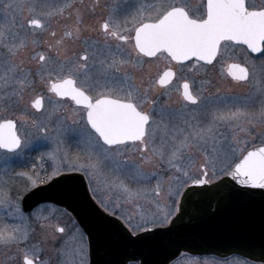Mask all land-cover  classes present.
<instances>
[{
	"label": "snow or ice",
	"instance_id": "obj_1",
	"mask_svg": "<svg viewBox=\"0 0 264 264\" xmlns=\"http://www.w3.org/2000/svg\"><path fill=\"white\" fill-rule=\"evenodd\" d=\"M4 7L12 11L14 5L8 3ZM37 7L38 5H33V9ZM200 7L203 9L202 12L199 9H191L189 0H167L165 3L141 6L129 20L119 21L110 17L102 23L101 30L106 39L111 38L124 43L129 41L126 33L134 31L132 39L136 49L137 65L142 64L141 57L159 58L161 55H166L169 64L175 62L181 67L184 62L193 59L196 64L200 62L212 64L219 55L224 54L222 49L226 52L228 47L234 44L246 45L251 52L260 53L264 57V2L202 0ZM62 12V8L42 12L40 14L42 18H30L28 26L45 30L48 20L53 15H61ZM127 24H132V29L126 27ZM78 34L77 25L75 28L65 30L54 44H49V49L56 51L55 56L34 51L33 58L39 64L38 74L46 82L48 91L59 98H69L78 108L83 109L84 127H75L73 122V126L63 131L76 133L78 143L88 154V162L84 164L67 162V154L64 153L60 157V167L53 168L50 178L60 175L61 167L79 168L82 171L92 169L98 172L102 165H108L114 172L130 174L137 183L149 179L141 164L122 158L124 153L120 149L130 142L132 144L139 142L141 145L139 150L145 154L142 159L149 162L146 158L149 151L147 141L154 138L155 130H162L164 137L170 140L166 162L170 169L178 174L170 178L176 184L183 186L191 181L193 185H206L212 182V176L224 172L240 185L264 189V146L247 151L244 147L250 142L247 137L258 127H264V73L254 76L249 67L241 64L230 65L232 78L236 82L251 85L250 91L242 97L217 98L216 102L231 103L235 110L217 112L207 126L192 124L187 129L179 126L169 127L163 121L165 115L170 113L161 110V122L158 124L153 119L152 112L143 110V105L148 102L147 93L141 92L127 73H121L119 78L117 77L120 65L126 64L127 61L116 59L110 52L109 59L100 61L96 60L95 53L90 56L87 52L79 57L61 60L59 49L64 40L77 38ZM50 35L55 38L57 33L53 31ZM32 43L38 44L37 41ZM27 47L28 41L20 39L18 32L0 30V69L3 70L0 84L18 98L23 96L25 89L32 83L31 71L22 68L17 60ZM104 47L110 49L111 46L105 44ZM175 77L176 72L172 67H168L155 81V85L167 87L172 85ZM177 90L180 91L185 107L199 106L207 99H202L199 93L194 94L192 85L187 81L177 86ZM44 102L43 96H37L31 101V107L40 111L44 108ZM237 104L241 106L235 107ZM183 123L188 125L187 120ZM218 124L234 125L233 131L243 135V142L236 135L229 139L223 133L218 134L216 131ZM16 127L14 119H4L0 122V149L16 153L25 147V141L15 131ZM43 134L47 138V128ZM258 135L264 144V133ZM193 143L211 146V152L198 168L195 167L190 155ZM165 146L167 145L157 148L153 139L152 151L162 160ZM205 150L207 152V148ZM51 155L53 159L56 158L55 152ZM28 179L35 187L39 177ZM120 186L124 187L125 191H131L122 182ZM159 189L160 184L157 183L152 189L153 195L159 196ZM135 195L139 196L140 193L137 192ZM169 195L173 193L170 192ZM175 195H180L179 189ZM5 203L11 207L10 200L0 199V205ZM170 214L167 213L163 218L167 220ZM51 227L55 233L67 234L65 227L55 224ZM27 239L28 229L25 227L0 229V245H19ZM83 251L82 245L77 247V237L73 229V235L65 241L59 251L60 264H82ZM22 264L46 262L39 259L38 250L32 248L23 251Z\"/></svg>",
	"mask_w": 264,
	"mask_h": 264
},
{
	"label": "rangeland",
	"instance_id": "obj_2",
	"mask_svg": "<svg viewBox=\"0 0 264 264\" xmlns=\"http://www.w3.org/2000/svg\"><path fill=\"white\" fill-rule=\"evenodd\" d=\"M165 2L167 0H130L128 3L120 6L118 14L121 16L127 14L134 15L136 8ZM258 2H264V0H258ZM8 3L14 5L12 11H8L4 7ZM34 4L38 5L35 9H33ZM52 4L53 0H0V30L8 28L11 31L18 32L20 39H26L28 41L27 37L32 36L31 34L42 33V30L28 26L29 19L41 17L40 14L44 12V7ZM201 4L202 0H189V6L193 10L199 9L202 12ZM21 25H24V27H21ZM23 33L26 35L24 38L21 36ZM28 46H30L29 42ZM222 52L224 54L219 55L212 65L205 66L201 63L196 64L195 60H192L185 66H180V69L185 68L192 72L190 74V80L192 81L195 94L199 93L202 99L207 98L199 106L194 105L189 107L190 111L187 113L191 116L190 119L192 121L191 123L188 122L189 126L192 124L207 126L211 123L214 114L229 111V108L225 106H231V103L216 102L218 97H242L250 91L251 85L249 83H236L226 74V68L229 62L234 60L241 61L249 66L254 76H259L261 73H264V57L262 56L259 58L251 55L246 57L241 46L235 44L234 46L230 45L226 52L222 49ZM164 57L165 55H161L159 58L149 61L144 71L139 68L133 69L136 72L137 80L139 81L141 73L146 78L150 77V75L155 76L161 68V63H165ZM2 74L3 70L0 69V75ZM2 86L3 84H0V91L3 89L7 92H0V104L11 98L10 90L5 89L4 86L2 88ZM37 91L38 88L31 90L28 98L30 100L33 99L37 95ZM151 91L154 93L155 88ZM237 105L239 107L241 106L240 104ZM50 106V104H47L45 109L40 112H34L33 110L31 111L25 108L23 111L26 112L18 115L25 147L16 153H8L0 149V199L11 201V207L7 203L0 205V229L21 227L28 229V239L26 242L14 246L0 245V264H22L23 251H29L32 248L38 250L39 259L45 261L46 264H60L61 257L59 251L64 246L65 241L69 240L73 235V229H75V235L77 237V247L82 245L84 249L82 253V264L89 263L87 238L79 225L66 211L51 204H42L31 213H25L21 207L22 197L33 188L28 178L36 179V177H39L36 186L50 179L53 168L60 167L61 165L60 157L62 154H67V162H76L79 164L88 162V154L84 151L83 146L78 143L76 133H65L63 131L67 127L64 125V118L62 116L53 115L47 122L42 120L44 116L50 115ZM232 110H235L234 106ZM0 116L2 115L0 114ZM29 117L38 121L34 132L28 130L27 123L29 122ZM48 125L49 127H47ZM44 127L47 128V138L41 133ZM78 127H84V120L78 123ZM233 129L234 125L218 124L216 131L218 134L223 133L225 135L224 130H227V137L229 139L233 135H236L238 138L240 136L243 141V135L234 132ZM259 133H264V127H258L256 131H253L247 137L250 142L244 145L246 151L253 146L262 144V140L258 135ZM194 144L196 143H193L190 153L195 155L202 154L198 156V158L202 159L204 155L203 149L197 146L198 144ZM164 145H167L164 147V159L162 160L150 147L146 154L149 162H145L142 159V156L145 154L139 150L140 147L120 150L124 153L123 159L133 160L137 164H141L144 172L150 177L139 183L134 181L130 174L114 172L108 165H102L98 172H94L92 169L82 171L79 168L71 169L69 167H61L60 173L65 171H80L86 175L89 181L100 178L106 190L112 192L111 194H114L117 198L125 199L128 203L132 213L126 216V221L132 228V231L136 233L150 225L167 223L175 212V204L180 196L175 195L176 190L179 189L181 193L189 182L181 186L170 179L178 174L170 169L166 162L170 148V140L166 137L164 141L162 138L157 148ZM54 152L56 153L55 159L51 155ZM130 153L132 154L130 155ZM203 163L204 159L198 162L195 160V167L198 168ZM153 173L155 175H152ZM222 173L224 172H218L216 176L211 177V180L219 178ZM154 176H158L160 180H151V177ZM121 182L131 191H125V188L120 186ZM157 183L160 184L159 196H155L152 193V189ZM137 192L140 193L139 196L135 195ZM170 192L173 195L170 196ZM169 212L171 214L165 220L163 217ZM44 218L47 219L45 220ZM129 218H131V223H129ZM53 224L65 227L67 234L61 235L55 233L51 227ZM42 225L48 226L43 227ZM133 225H139V227H134ZM129 264H138V262H131ZM172 264L263 263L254 262L237 255L221 258L213 255L198 256L183 253Z\"/></svg>",
	"mask_w": 264,
	"mask_h": 264
},
{
	"label": "water",
	"instance_id": "obj_3",
	"mask_svg": "<svg viewBox=\"0 0 264 264\" xmlns=\"http://www.w3.org/2000/svg\"><path fill=\"white\" fill-rule=\"evenodd\" d=\"M43 203L63 208L80 226L88 264H172L183 253L237 255L264 264V189L240 185L229 175L206 185L191 182L167 225L136 233L98 205L80 172L62 173L21 199L24 212Z\"/></svg>",
	"mask_w": 264,
	"mask_h": 264
},
{
	"label": "flooded vegetation",
	"instance_id": "obj_4",
	"mask_svg": "<svg viewBox=\"0 0 264 264\" xmlns=\"http://www.w3.org/2000/svg\"><path fill=\"white\" fill-rule=\"evenodd\" d=\"M129 1L130 0H53L52 5H48L47 7H44V12H52L56 9H61V8L63 9V12L61 15H53L51 19L48 20L47 27L45 30H42V33H34V34H31L32 36L27 37L30 46H28L26 49L23 50L21 55L17 57V60L18 62L21 63L22 68H24L25 70L31 71L30 79L32 83L30 84L29 87L25 89L22 97L18 98L16 96L11 95L10 99L0 104V114L2 115L0 116V118H2L0 122H2L4 119H14L17 123L16 129H17L18 135L21 137L22 140H24L23 134L20 130V124H19L20 121H19L18 115L26 112V111H23L25 108L30 109L31 111L33 110L34 112H40L43 109H45L47 104H50L51 113L50 115L48 114L49 116L48 115L44 116L42 120H45L47 122V120L50 119L51 116L57 115L59 117L62 116L64 118L65 127L68 128L70 126H73V122H75V127H78V123L83 120L82 118L83 109L78 108L74 104V102L71 101L69 98H59L55 94L48 91L46 82L43 81L41 76L38 74L39 64L37 60L33 58L34 51L45 52V53H48L49 55L55 56L56 51L50 50L48 45L54 44L55 40L59 39L65 30L69 28H75L78 25L79 27L78 37L74 39H65L62 47L59 49L61 60H64L67 58L79 57L83 55L85 52H87L90 56L93 53H95L96 60L100 61V60L109 59V52H110L111 55L114 56L116 59L127 61L126 64L120 65L119 73H117V77L119 78V75L121 73H127L131 77L132 82L141 90V92L147 93L148 102L143 105V110L146 112H152L153 119L156 120L158 124L161 122V110H166L170 114L165 115L164 121H163L165 124H168L169 127L179 126L181 128L187 129L189 125H185L183 121L187 120L189 123L192 122L190 119L191 116L187 112L190 111L189 107L194 106V105H188L187 107H185V102H183L180 91L177 90V86L182 85L185 81H187L192 85V91L195 94V91L193 90L192 81L190 80V74L192 72L186 70L185 68L180 69L181 65H178L175 62H173L172 64H169L168 59L165 55L164 57L165 63H161V68L155 76L150 75V77L146 78L141 73L139 81H138L136 77V72H134L133 69L139 68L141 70L143 69L144 71L146 64H148L149 61H152L156 58L141 57L142 64L137 65L136 49L134 47V40L132 39L134 37V31L130 30L129 32L126 33L129 36V41L127 43H124L119 40H115L111 38L106 39L104 32L101 30L102 23L105 20L109 19L110 17H113L119 21H125V20L131 19L133 15L127 14V15L121 16L118 14L119 12L118 10L120 9V6L124 5L125 3H128ZM66 5H71V7H66ZM135 11H137V8ZM38 18H41V17H38ZM78 18H79V23H78ZM126 27H128L129 29H132L133 25L127 24ZM53 31L57 33V36L55 38H53L50 35V33ZM21 36L24 38L26 35L25 33H23L21 34ZM32 41H37L38 44H33ZM105 44L110 45L111 46L110 49H106L104 47ZM239 46H241V48L243 49L244 55L246 57H249V55H251L253 57L259 58L261 56L260 53L251 52L245 45L240 44ZM215 61L216 60H214L212 64ZM188 62H185L183 66L188 64ZM200 63L205 66L212 65V64H205L202 62ZM232 63H238L246 67H249V66L242 63L241 61L234 60V61L229 62L226 68V74L233 81H235L232 78V76L229 74V65ZM168 67H172L173 71L176 72V77L173 79L172 85H169L167 87H161V86L155 85V81L159 78V76L163 74V71H165ZM250 72H251V69H250ZM92 74L95 75V72H93ZM53 75H55V73H53ZM36 88H38V91L35 97L43 96L45 98L44 108L40 111H37L36 109L31 107V101L35 97L31 100L28 98L30 91ZM154 88H155V92L153 93L151 90H153ZM0 92L6 93L7 91L2 89ZM90 94L94 95V93H90ZM225 107H228L229 110H232L233 105L232 104L231 106L226 105ZM237 107L239 106L237 105ZM37 123L38 121L36 119L29 117V122L27 123L28 130L30 132L31 130L34 132ZM47 127H49V125ZM44 129L45 127L42 129V132H41L42 134L44 133ZM224 131H225V136H228L227 130H224ZM162 138L164 141L165 137L163 135V131L155 130V136L153 139H154V143L156 147L158 146ZM153 139H149L147 141L149 148L150 147L153 148ZM238 139H241V142H243L240 136ZM197 146L203 149L204 155H203V158L201 159V158H198V156L202 154L195 155V154L190 153V155L193 158L194 165H195V160L196 162L200 160L203 161V159L205 161L206 155L211 152L210 144L207 146L205 145H197ZM257 146H264V144L257 145ZM257 146H253L249 148L248 150L254 147H257ZM134 147L141 148V145L139 144V142L135 144H132L130 142L127 146L122 147L120 150L127 149V148L131 149ZM206 148H207V152L205 150ZM131 154L132 153H130V155ZM66 172L68 171H65L62 173H66ZM70 172H80V171H70ZM80 173H82L85 176L89 190L91 192V195L94 198V200L98 203V205L103 210H105L107 213H110L118 217L119 219H121L123 223L126 224L130 230H132V228L128 225L126 221V216L132 213L126 200L117 198L114 194H111L112 192H109L108 190H106V187L103 185V182L101 181L100 178H97L98 180L93 179V181H89L83 172H80ZM224 174L225 173H222L219 177H221ZM158 178H159L158 176H154V177H151V180L159 181L160 178L159 179ZM51 179L52 178L46 180L45 182L41 184L47 183ZM190 183L191 181H189L187 185ZM186 186L184 187V189L186 188ZM184 189L182 190V192L184 191ZM182 192L180 193V196L175 204L174 214L177 211L176 209H178V203H179ZM44 204H50V203H44ZM40 205H38L37 207H39ZM51 205H54V204H51ZM37 207H35L32 211L25 212V213H31ZM59 208L63 209L61 207ZM174 214L171 216V218L174 216ZM69 216L72 218L70 214ZM170 220L165 224H159V225H153V226L150 225V226L144 227L142 228V230L149 228V227L165 226L170 222ZM203 256H206V255H203Z\"/></svg>",
	"mask_w": 264,
	"mask_h": 264
}]
</instances>
